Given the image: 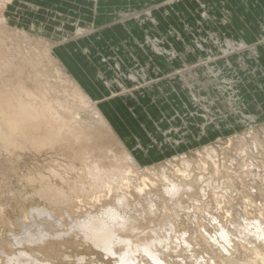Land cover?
Here are the masks:
<instances>
[{
  "label": "rangeland",
  "instance_id": "rangeland-1",
  "mask_svg": "<svg viewBox=\"0 0 264 264\" xmlns=\"http://www.w3.org/2000/svg\"><path fill=\"white\" fill-rule=\"evenodd\" d=\"M263 1L0 0V37L7 45V50L4 51L8 55L13 53L18 62L22 61L23 58L32 61L26 63L23 78H19L15 74V67H10L11 71H9L8 67H4L5 65L0 62L2 71H4L2 77L5 78L0 86L8 82L9 86L6 88L9 90L13 88L16 90L21 85L36 92L45 89L52 98L58 99V97L64 96L66 91L77 92L78 86H81L80 94L90 95L82 87L81 78L92 79L97 86L107 90L108 96L114 97L113 102L123 101V110L118 109L116 112L113 109V111L117 114L118 120L125 125L128 133H133L135 124L141 129L142 124L149 128V122L152 123L153 127V123L155 126L159 123L160 128L163 129V136L158 137L157 142L158 144L162 142L171 148L174 141L167 143L165 134L171 133V138L181 135L180 142L183 143L184 136L193 135L194 132L198 134V130L205 131L204 124L206 122L213 124V129L208 128V131L214 133L212 141L206 140L207 142L192 145L186 149L183 147L180 149L181 151L174 152L163 160L155 159L157 161L154 163H141V167L145 169V166H154L156 170H160L161 166L167 168L168 165H171L172 160H176L177 155L182 154L186 156L183 157V160H189L192 164L191 168L202 174L212 173L223 180L229 177V173H232L230 179L233 181V185L250 197L247 202L245 200L247 198L233 196L228 200L229 208L225 204L218 206L217 209L215 208L217 200L213 197L208 198L204 201L207 207H202L198 211L199 218L197 219L199 221L187 217L184 222L175 223L176 228H178L177 234L180 232L179 234L183 235L185 232L183 237L186 235V238L191 237V235L194 237L193 231L199 229L195 236L203 233V239L197 240L195 244H192L196 240L195 237V240L187 239L192 244L190 249L183 245L184 241L181 243L176 242V240H174L175 246L169 245L170 248L165 249L166 251L160 248L165 254L162 255V252L161 257H167L166 260L169 264H176V262L179 264H201V262L202 264L204 262V264H210V259L206 254L209 251L212 252L213 248L211 255L215 257L217 254L214 252L218 253L219 250L216 245L213 244L211 248L207 244L208 242L212 244V242L210 239H206L208 241L206 242L207 232L203 229L209 228L210 230L211 226L214 228L217 225L212 223L214 225L208 226V223L200 220V216L218 215L219 221L228 226L227 221L237 218L235 210L245 212L246 203L251 206L254 204L259 206L264 200V148L260 149L263 158H255L253 154L250 155V152L249 156L244 157L239 151L241 143H244L241 135L251 131L255 135L258 132L264 133V116H260L261 120L260 118H251L246 109H260V96H264V57L261 58L262 62L254 52V49L259 47L264 50V15L256 14L259 8L258 3L263 4ZM118 25H121V28H116ZM92 26H97L96 29L99 33L102 32L97 37V40L100 39L99 41L95 42L96 36H93L90 31L84 30L91 29ZM80 28L85 31L84 36H78ZM4 34L5 37L2 36ZM63 51L64 55L66 54L67 62L74 66L76 74L65 62L64 55L61 54ZM245 51L251 53L249 62L242 57L246 53ZM46 52L52 54L53 62L44 56ZM67 54L71 59L67 57ZM238 55H240L239 58ZM232 56L235 59L230 62L228 58ZM5 57L8 59L7 55ZM218 63L226 66L227 69L223 68V71L218 67ZM13 70L15 71L13 75L8 76ZM198 70L201 71L202 79L197 78L199 76ZM38 76L40 81L37 85L33 79ZM160 86H163L164 90L162 91L164 92L159 90ZM176 100L182 103L186 110L184 111L181 107L182 111L187 112L188 118L191 117L189 126H184L183 115L177 114L174 110L172 113L171 105ZM101 103L102 101H100V106ZM161 106L170 108L168 117L165 116ZM212 107L213 112L211 113ZM238 108L246 109L248 112L245 114L250 117L245 119L242 114H238L239 116H235L234 119L235 125L232 124L233 122H229L226 113L228 114L230 109L237 113L239 112ZM214 113L218 115L216 116ZM136 114L140 117L137 121ZM149 114L153 117L152 120H149ZM219 120L221 122L218 123ZM178 122L182 123L183 126L179 127ZM157 131L160 132L159 129ZM99 133L102 136L95 133L97 138L95 145L98 148L111 147L118 154H123L124 148L118 147L121 144L118 143L120 137L118 133L114 134L113 137ZM160 133L162 134V132ZM232 137L235 138L234 142H231ZM121 140L123 139L121 138ZM28 145L26 146L27 149H23L26 147H19L17 144L10 145L9 149H5L6 151L0 148V264L6 262L1 250L4 249L10 253L18 251L15 247L16 242L10 238L11 234L22 233L17 221L24 219L26 223H32L28 218V215L31 214L30 209L32 210L37 206L49 207L45 201L42 203L43 199H39L37 193L42 189V186L46 187L47 184L52 185L53 183L56 185V177L53 176L51 169L55 166L54 170L57 168L56 171L64 172L65 166L68 169L74 163L72 160L74 153L66 147L57 146L58 148L55 147V150L52 148L53 151L50 148L51 151H47V148L46 150L42 149L43 152L41 150L37 152L38 150L34 149L35 151H33L32 146L29 145L30 147H28ZM211 146H215L218 150L216 158L209 157L208 148ZM158 147L159 145L155 146L153 151L161 150ZM161 151L167 153L166 149ZM228 158H233L234 164L230 165L226 161ZM201 161H213V165L206 164L201 167L199 165ZM251 162L259 166L262 179L259 176L254 180L253 177L245 173ZM175 164H178L177 167L182 169L183 162L175 161ZM75 165L79 170L81 169V172L84 171V166L81 163L75 161ZM48 167L51 176H49ZM183 170L189 172L184 168ZM42 175L47 176V178L49 176L50 182ZM27 176L30 178V183ZM31 176L36 179V182L35 179L32 182ZM53 179L55 182H52ZM40 180L43 182H39ZM57 183L60 185L59 182ZM162 188V184L157 182L153 187L150 186L146 192L149 190L159 191ZM240 191L235 190V193L240 195ZM33 192L36 194L34 195ZM32 195H34V199H32ZM132 195L136 198L138 189L133 190ZM74 197L76 196L74 195ZM81 204L84 203H77L80 210L84 211L90 207H83L85 204ZM231 208L234 213L230 211ZM25 218H28V221ZM212 229L209 232L213 235ZM65 239H59L53 243L37 244L38 246L27 249L30 252L36 250V254L41 260L51 264H87L86 261L83 263L77 261L81 257L97 264H115L113 257L109 259L104 252L97 250L93 245L80 240L69 239V241L67 238ZM263 242L264 240H257L255 242L257 244H241L234 241L233 245H236H231L233 251L230 250L235 254H230L232 255L230 256L220 250L222 255H218L220 257L225 256L223 258H234L233 261L230 260L234 263L230 264H236L235 259L237 264L254 263L255 260L259 261L258 263L255 262L256 264H263ZM177 244L181 247L179 248ZM196 246L201 247L196 248ZM203 247L208 248L207 251L210 250L204 252L202 251ZM176 248L180 249V252ZM185 248L191 252L189 253ZM12 249L13 251H11ZM256 250L262 252L258 257L255 254ZM174 251L179 252L180 255L175 254ZM171 254L175 257H170ZM187 255L190 259L187 258ZM196 256H201L203 259L200 257L197 259ZM194 259L195 262L199 261L195 263ZM171 260L173 261L171 262ZM216 261L218 263V260Z\"/></svg>",
  "mask_w": 264,
  "mask_h": 264
},
{
  "label": "bare ground",
  "instance_id": "bare-ground-1",
  "mask_svg": "<svg viewBox=\"0 0 264 264\" xmlns=\"http://www.w3.org/2000/svg\"><path fill=\"white\" fill-rule=\"evenodd\" d=\"M171 2H174V0H171ZM121 21L123 20L121 19ZM94 30L95 29H93V31ZM84 32L85 31L80 28V34L78 33V36H84ZM2 36L5 37V34ZM5 49L7 50V45L0 37V62L3 63L2 65H5L4 67H8L9 71H11L10 67H15L16 72L13 70L11 72L12 74L10 73L8 76L13 75V72H15L19 78H23L25 76L24 69L26 63L32 61L23 58L22 61L18 62L16 59L17 57L14 58L13 53H10L11 56L8 55L6 51H4ZM6 55L8 59H5ZM44 56L49 58L50 62H53L54 58H52L50 52L49 54L46 52ZM2 65L0 66V83L5 79L2 77L4 74ZM194 72H196V70H194ZM33 81L38 85L40 81L39 76L34 77ZM8 86V82L0 86V148L5 150L9 149L10 145L17 144L19 147H26L27 144H29L32 146L33 151L38 150L37 152H40L41 150V152H43L44 150L42 149L46 150L48 148L47 151H51L52 148L55 150V147L60 146L71 150L74 153L72 156H74L73 158L75 160L71 157L74 163H72L68 169L67 166H65L64 168L66 170L61 168L64 169V172H60L59 170L56 171L57 168L54 170L55 166L51 169V171L53 170V176L56 177V182L54 179L52 182L54 181L56 185L54 183L52 185L47 184L46 187L42 186V189L39 188V192L36 190L39 199H43V201L41 200L42 203L45 201L48 203L49 207L37 206L32 208V210L30 209L29 212L31 214L28 215V218L32 223H26L24 219H21L22 221L19 220L20 222L17 221L19 223L18 227H20L22 233H14L9 237L13 238V241L16 242L15 247L18 251L10 253L4 249L1 250L6 260L4 264H51L50 262L41 260L37 256L36 250L30 252L27 248L36 247L38 246L37 244L41 243H53L54 241L65 238L68 240H80L93 245L97 250L104 252L109 259L113 257L115 264H169L168 260H166L168 258H162L163 256L161 257V254L163 252L162 250L166 251L170 248L169 245L172 246L176 244L174 240L181 243L184 241L183 245L186 247L188 246L190 249L192 244H195L197 240L203 239V233H200L202 235L199 234V236H195V233L198 232L199 229L198 231H193L196 240L192 235L187 238V235L183 237L185 232L183 235L179 234L180 232L177 234L178 228H176V224L184 222L187 217L188 219L189 217L194 219L199 218L198 211L202 207H207L204 201L213 197V199L217 200V205H215L217 209L218 206H223L225 204L226 207L229 208L228 200L233 196H242L244 199L247 198L245 199L247 202L249 200V195L240 191L239 188L233 185V181L230 179L231 175H233L232 173H229V177L223 180L212 173L202 174L192 169V164L189 160H183V157L186 156L182 154L177 155L176 160H172L171 165H168L167 168L161 166L160 170H156L154 166H145V169L142 168L141 162L134 156L124 140H121V137H119V141H117L121 143L118 147L124 148L123 154H118L113 150L114 148L111 147L105 148V146L104 148H98L95 145V142H97L95 133L101 135L99 133L101 132L113 137L117 131L99 105L100 101H96L90 95L80 94L79 90L81 86L77 87L79 89L77 92L71 93L70 91H66L65 95L58 97V99L52 98L50 96L51 94L45 89L36 92L21 85L16 90L14 88L9 90L6 88ZM193 96H195L194 93ZM252 133L251 131L241 135L244 143H241L242 145L239 151L244 157L249 156L250 152V155L253 154L255 158H263V153L261 154L260 149L264 148V133L256 132V135ZM94 138L95 140H93ZM231 139V142H234L235 138L232 137ZM29 145L28 147H30ZM23 149H27V147ZM208 151L210 158L217 157L218 150L215 146L209 147ZM75 161L84 166L83 172L75 165ZM175 161L183 162L182 169L177 167L178 164H175ZM226 161L230 165L234 164L233 158H228ZM206 164L213 165V161L199 162L201 167ZM183 168L189 172H186ZM51 171L49 176H51ZM245 173L253 177L254 180L261 176L259 166L252 162L249 164ZM49 176L48 178L47 176L44 177L49 181ZM27 178L30 183V178L28 176ZM262 178L261 176L260 179ZM33 179L35 178H32V182ZM41 181L42 180L39 182ZM43 181H45L44 178ZM57 182H59L60 185ZM157 182L162 184V189L159 191L149 190L146 192L150 186L153 187ZM41 183L38 184L40 185ZM135 189H138L136 198L132 195ZM234 189L239 190L240 195L235 193ZM35 194L36 193H34V195ZM34 195H32V199H34ZM74 195L76 197H74ZM112 198L114 199L111 200ZM26 200L28 199L26 198ZM94 202H96V204H94ZM77 203H84L85 205L81 204L84 205L83 207H90L83 211L82 209L80 210ZM263 203L264 200L259 206L256 204L251 206L249 203H246L244 208L245 212L235 210L237 218L227 221L228 226L219 221L218 215L209 216L207 214V217L205 215L200 216V220L208 223V226H211L212 223H216L215 225H217V227L214 226V228L211 226L213 229L210 228V230L209 228L203 229L207 232L206 236L204 235L206 237H204L205 240L210 239L212 242L211 244L206 240V242H208L207 244L211 246V248L214 244L219 250H215L218 252H214V254H217L216 256L214 255L215 257L211 255L213 248L212 252L209 251L210 249L208 250L209 253L206 255H208L210 259V264L211 262H213V264H219V262L220 264L234 263L230 261H233L234 258L229 259L231 257H220V255H222L220 250L229 255L234 253H232L233 248L231 249V247L236 245H233L234 241H238L241 244H257L255 243L257 240H264ZM230 211L234 213L232 208ZM27 219L26 221H28ZM197 221H199V219H197ZM211 229L213 230L212 233L214 232L213 235L210 233ZM185 231H187V229ZM187 239H194L195 242L193 241L191 244ZM180 247L181 246H179V248ZM198 247L196 246V248ZM160 248L163 249L161 250ZM203 248L202 251L204 252L208 249L204 248L206 249L204 250ZM176 250L178 249L176 248ZM11 251H13V249ZM178 251L180 252V249ZM188 251L189 253L191 252V250ZM179 252H175V254H179ZM181 252L183 251L181 250ZM261 253L262 252L258 250L255 252L257 257ZM162 255H165L164 252ZM169 256L175 257L172 256V254ZM196 257L197 259L199 257L202 258L201 256ZM173 260H171V262ZM216 260H218V263ZM261 260L263 259L261 258ZM77 261L80 263L86 261L87 264H97L84 257H81ZM193 261L195 262V259ZM198 261L199 260L196 262ZM255 262L258 263L259 261L255 260ZM177 263L178 262H176V264ZM235 263L237 264L236 259ZM254 263L249 262L246 264Z\"/></svg>",
  "mask_w": 264,
  "mask_h": 264
},
{
  "label": "crops",
  "instance_id": "crops-1",
  "mask_svg": "<svg viewBox=\"0 0 264 264\" xmlns=\"http://www.w3.org/2000/svg\"><path fill=\"white\" fill-rule=\"evenodd\" d=\"M258 4H259V6H258L259 7L258 8V12L259 13L257 12L256 14H259V15L262 14V15H264V1H263V4L262 3H258ZM96 28H97V26H92L91 27L92 31H91V29H87L88 31H90V33L93 36H96L95 42L100 40V39L97 40V37H98V35H100V33H102L101 31L99 33L98 29H96ZM116 28H121V25H118ZM93 29H95V30L93 31ZM99 29H101V28H99ZM254 50H255V54L260 59L262 57H264V50L262 49V47L256 48ZM245 52L246 53L242 57L245 58L249 62V57H250L251 53H249V51H245ZM73 53H71V54L73 55ZM78 53L79 52L77 51V54ZM61 54L64 55V51ZM65 55H64L65 62L68 64V67L71 69V71L74 74H76V71L74 69V66L73 65H70L67 62ZM239 56L240 55H238L237 57L239 58ZM67 57L69 59H71L68 54H67ZM73 57H74V55H73ZM234 59H233V56L228 58V60L230 62L233 61ZM261 61H262V59H261ZM218 64H216V65H218V67H220L223 71H224L223 68H226L227 69V67L221 65V63H218ZM200 73H201V71L199 70L198 73H197V74H199V76H197L198 79H202L203 78V76H201ZM223 74H224V72H223ZM81 83L83 85L82 87H84L86 89V93L90 94L96 101H102L101 108L104 110V112L108 116L109 120L112 122V124H113L114 128L116 129L117 133L119 134V136L124 140V142L127 144V146L131 149V151L134 154V156L142 164L154 163V162L157 161V160L155 161V159L163 160V159L169 157L172 153L177 152V151H181L180 149L183 148V147L186 149L187 147H192V145H200L203 142H205L206 140L209 142V141H212V139H214V136H212L214 133H211L210 131H208V128H210V129L212 128L213 129L214 126H213L212 123L210 124L208 122H206V124H204L205 131L203 130V132H201L200 130H198L199 131L198 134H197V132L196 133L194 132L193 135H189V136H187V135L184 136L183 135L184 136L183 143L180 142V139L182 138L181 135H180V137L179 136H176L174 138H171V136H170V135H172L171 133L170 134H165L164 137L166 138L165 141L167 143L168 142L169 143H172L174 141V143L172 145V148L171 147H168L167 145L163 144L162 142H161V144H158V142H157L158 139L157 138L158 137L161 138L163 136V129L160 128L161 126L159 125V123H157L156 126H157V129H159L160 132H162V134L159 131H157L156 126H155V123H153L154 124V127H153L151 122H149V128L147 126H145V125L142 124L141 125L142 128L139 129L138 126H137V124H135V127H133V133L132 132L128 133L127 128L125 127V125H123L121 123V121L118 120L117 114L114 112V111L117 112L118 109L120 111L123 110V108H124L123 101L122 102L119 101L117 103L113 102V100H114L113 98L114 97L111 98L110 96H108L107 90H105L104 88H102L100 86H97L92 79H89V78L88 79H83V78H81ZM162 87L163 86H160L159 87V90H161V91L164 90ZM208 88L211 89L210 87H208ZM159 90H158V92H159ZM162 92H164V91H162ZM136 99L138 100L137 97H136ZM259 102L261 103L259 105L260 109L255 108L253 110V109L246 108L249 111L251 118L254 117V118L257 119V118H260V116H262V115L264 116V96H260ZM171 106H172L171 107L172 108V113H173V110H174V111H176V113H179V115H183V118H184L183 121L185 123L184 126H186V125L189 126V120H190L191 117L188 118V116L186 115L187 112L186 113L184 112L186 110L182 106V103L179 100H176L175 103L172 104ZM181 107L183 108L184 111H182V108ZM113 109H114V111H113ZM161 109L163 110L165 116L168 117V113L170 112V108L169 107H167V108L164 107L163 108L161 106ZM246 109L238 108L239 112H237V113H235L233 111V109H230L231 111L228 114L226 113V116L229 117V122H233L232 124H235L234 123L235 122L234 119H235V116L236 117L239 116L238 114H242V116L245 119L247 117H250V116H247V114H245L246 112H248ZM136 112H138V111H136ZM212 112H213V107L211 109V113ZM214 114H216V113H214ZM258 114H261V115H258ZM217 115L218 114H216V116ZM135 118H136V121H137L140 117H139L138 114H136L135 115ZM152 119H153V117L149 114V120H152ZM260 120H261V118H260ZM199 121H201V119H199ZM217 122L219 123L221 121L219 120ZM179 124H180L179 127L180 126H183L182 123H179ZM175 126L178 127V125H175ZM227 126H228V124H227ZM215 133H216V131H215ZM196 134H197V136H196ZM157 144L160 147V148L158 147L159 149H161V150L166 149L167 150V153L165 151H160V150L159 151H153V150H155L154 147L155 146H158Z\"/></svg>",
  "mask_w": 264,
  "mask_h": 264
}]
</instances>
